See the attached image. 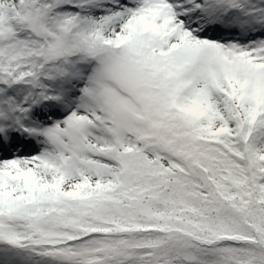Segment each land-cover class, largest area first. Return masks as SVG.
Wrapping results in <instances>:
<instances>
[{
  "label": "snow or ice",
  "instance_id": "1",
  "mask_svg": "<svg viewBox=\"0 0 264 264\" xmlns=\"http://www.w3.org/2000/svg\"><path fill=\"white\" fill-rule=\"evenodd\" d=\"M0 264H264V0H0Z\"/></svg>",
  "mask_w": 264,
  "mask_h": 264
}]
</instances>
